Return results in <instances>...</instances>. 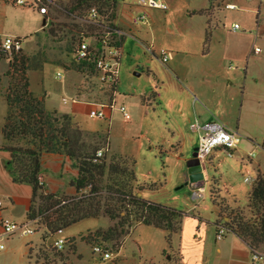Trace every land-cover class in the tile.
Here are the masks:
<instances>
[{
	"label": "rangeland",
	"instance_id": "rangeland-1",
	"mask_svg": "<svg viewBox=\"0 0 264 264\" xmlns=\"http://www.w3.org/2000/svg\"><path fill=\"white\" fill-rule=\"evenodd\" d=\"M125 1L126 4L117 5L113 13L116 21L123 18L132 25L131 32L127 31L123 40L115 107L124 106L128 117L125 118L115 109L110 120H96L86 113L76 114L74 120L83 131L107 133L110 145L107 154L128 156L135 160L138 183L155 185L154 190L142 191L143 199L171 207L186 216L201 218L208 236L213 238L216 232L213 224L218 218V209L211 201L212 187L215 186L220 198L226 201L228 206L243 208L258 170L264 172V33L258 29L262 24L264 29V10L261 11L260 17L255 19V13L251 11L253 6L248 4L240 7L243 10L229 11L221 6L217 7L212 0H164L169 7L166 13H151L150 10L143 13L131 0ZM67 2L68 0H60L49 8L47 25L44 26L41 25V18L31 10L21 8L24 11L19 12L0 2V39L6 34L19 37L24 43L22 54L29 57L38 55L48 61L44 64L42 72L28 70L26 75L34 95L46 94L45 107L49 109L69 107L61 102L64 96L78 95L96 102H105L109 96V93H104L95 86L88 75L79 71L78 64L71 57L76 33L82 28V22L77 17L73 18L65 13L63 7ZM203 6L209 7L211 12H192ZM140 12L147 16L148 25L132 23L131 15ZM207 17L210 18V27L205 23ZM235 22L241 25L238 32L231 30ZM48 31H52L50 35ZM198 38L211 40V66L216 74L213 83L217 84L213 86H216L218 104L225 105V102L233 100L231 105L238 107L242 104V108L238 115L233 107L232 113L236 112V115L230 117L229 123L216 119L230 130L237 131L239 144L232 151V157L222 149L214 150L204 162L205 179L202 184V181L197 183V186L188 180L187 162L193 153L188 138L195 135L199 139L198 133L191 132L188 137L187 132L185 136H179L178 127L173 125V121L167 120L172 118L171 113H178L179 109H164L152 101L151 105H145L142 100L150 99L155 88L160 86L156 83L154 74L164 72L165 67L170 64H162L151 51L158 53L162 48L170 51L174 57L175 49H168L170 44L178 45L181 41H187V48L195 50ZM225 46L229 58L226 61L221 59ZM255 46L261 49V53L253 54ZM0 59L1 103L4 102L2 93L4 94L9 80L4 74L11 58L1 52ZM192 66L196 70L199 69L195 63ZM58 72H62L64 77L56 78ZM204 87L207 85L204 84ZM186 88L190 86L186 85ZM217 88L220 91H217ZM191 98L192 104L197 103L204 107L193 94ZM185 102L186 99L183 98L179 107H184ZM4 107L6 115L5 102ZM164 111L168 113L167 116ZM183 132L185 131L182 127ZM245 178H250L251 182L246 183ZM197 192L198 195L194 197ZM111 224L107 218L86 219L53 235L46 242H42L40 233L1 237L4 250L0 252V264L166 262L162 256V251L167 250L165 233L142 225L131 228L129 235L116 244L98 242L104 244L112 255L111 260L101 262L98 256L92 255V245L82 242L81 237L105 229ZM225 237L230 235L226 233ZM59 239H75L76 256L80 257L68 258L66 247L60 257L45 252L47 258L44 259L40 251H46ZM257 251L264 255V245Z\"/></svg>",
	"mask_w": 264,
	"mask_h": 264
},
{
	"label": "trees",
	"instance_id": "trees-1",
	"mask_svg": "<svg viewBox=\"0 0 264 264\" xmlns=\"http://www.w3.org/2000/svg\"><path fill=\"white\" fill-rule=\"evenodd\" d=\"M117 5L118 0H68L63 10L67 15L81 20L82 28L76 33L78 36L91 30L86 24L90 8L96 7L100 13L115 19L113 13ZM47 20L48 15L45 16ZM204 44H208V38ZM0 51L11 58L4 74L9 80L2 93L6 115L1 127L0 151L10 156L5 169L12 182L31 187V203L25 213V221L31 223L35 234L40 233L42 242H46L53 235L83 220L107 218L111 226L88 233L81 237V241L90 246L98 242L116 244L129 235L131 228L142 225L165 233L167 250L162 251L166 261L164 264H181L175 240L180 235L186 214L139 196L143 190H154L155 185L138 183L136 162L132 157L107 154V133L83 131L70 114L48 110L45 107V93L34 95L26 73L28 70L42 72L47 59L38 55L26 56L22 54L23 50L11 54ZM99 151H102L101 157L97 156ZM43 154L61 155L71 162V167L77 172L68 184L73 194L48 193L45 183L39 184L40 179L44 181L41 168ZM210 193L212 204L218 209V218L213 224L215 230L219 226L225 227L227 234L242 240L250 252L262 247L264 174L257 172L243 208L228 206L215 186ZM66 241L69 258L76 255L77 243L75 239ZM45 252L57 257L61 255L51 245L46 251H40L44 259L47 258ZM166 257L169 259L166 260Z\"/></svg>",
	"mask_w": 264,
	"mask_h": 264
},
{
	"label": "crops",
	"instance_id": "crops-1",
	"mask_svg": "<svg viewBox=\"0 0 264 264\" xmlns=\"http://www.w3.org/2000/svg\"><path fill=\"white\" fill-rule=\"evenodd\" d=\"M0 2L8 6L10 5L12 9H17L19 12L24 11V9L16 7L6 0H0ZM236 2L240 7H242V5L244 7L247 6V4L239 0H236ZM202 10L211 12L209 7L205 6L193 10L192 12ZM156 12L160 11H152L151 13ZM133 13L134 12H132V14ZM37 17L39 16L37 15ZM41 21H43L42 18ZM205 23L210 27L211 22L209 17L206 18ZM41 25L43 24L41 23ZM116 25L124 35L127 31L131 32L132 30L131 22L123 18L117 20ZM262 26H259L258 29L261 30V33H264ZM205 39H196L197 48L195 50H189L187 48V41H181L178 45L170 44V46H168L170 48L168 49H175V56L170 61V64L165 67L164 72L159 71L154 74L156 83L160 86L155 88V92L150 99L143 98L142 100V103L145 105H151L152 101L155 102L156 105L158 104V106L164 107V109H179L178 113H171L172 118H167L168 121H173V125L178 127L177 133L179 136H185L187 132L188 137L191 132H196L200 136L202 134L200 132L204 133L205 127L208 124L219 123L216 119L225 121L224 123H229L230 117L236 115V112L232 113L233 107L234 111L238 112V115L242 108V104L238 107L233 106V104L231 105L233 100H230L228 103L225 102V105L218 104L219 101L216 99V95H218L216 94V86H213L217 84L213 83V80H216V74L213 73V67L211 66V40H208V44L204 46ZM151 53L155 57L158 56L155 51H151ZM221 59L225 61L229 59L226 55V46L223 49ZM194 63L199 67L198 70L192 66ZM204 84H206L207 87H204ZM186 85L190 86V88L187 89ZM217 91H220L219 88H217ZM191 94H193V97L201 102L204 107L197 105V103L192 104ZM183 98L186 99L184 107H179ZM0 106L1 144V127L5 115L4 102H1ZM47 109L55 110L61 114H70L73 117L78 113L87 114L88 111V107L85 105H74L65 109ZM164 113L166 112L164 111ZM167 115L168 113H166V116ZM238 122L239 119L237 120V123ZM196 124L200 126L198 131L194 130ZM182 127L185 131L183 133ZM189 127L190 131H188ZM197 139L195 135L188 138L191 150L197 148ZM9 159L10 156L7 152L0 151V220L8 218L15 222L22 223L25 222V213L30 207L32 190L28 185L14 184L12 182L10 175L5 169V165ZM41 168L44 178L43 182L45 183V188L48 193H74L73 189L68 187V184L71 178L76 176L77 172L71 167V162L67 158L57 154H43L41 157ZM258 172L261 174L264 173L260 170H258ZM198 185L199 184H197V186ZM141 194L142 192L140 196ZM135 245L139 250L137 243H135ZM175 248L181 256V264H252L250 261V249L242 240L230 235V237H225L220 241H216L215 235L213 238L208 236L205 223L202 222V219L194 216H186V218L182 220L180 235L178 239L175 240ZM71 257L79 258L80 256L72 255L70 258ZM168 259L169 257H166V260Z\"/></svg>",
	"mask_w": 264,
	"mask_h": 264
},
{
	"label": "built area",
	"instance_id": "built-area-1",
	"mask_svg": "<svg viewBox=\"0 0 264 264\" xmlns=\"http://www.w3.org/2000/svg\"><path fill=\"white\" fill-rule=\"evenodd\" d=\"M14 6L31 10L33 13L45 19L48 15L49 6L55 5L60 0H6ZM119 4H125V0H118ZM218 7L229 11L243 10L240 8L236 0H212ZM245 4L252 5L251 10L255 13V19L260 17V13L264 10V0H239ZM135 6L144 13L147 10L167 12L169 7L164 0H131ZM141 13V12H140ZM132 15L131 20L134 24L148 25L147 16L145 14ZM86 24L91 29L80 33L75 39V46L71 52V57L79 66V71L88 75L90 81L99 87L104 93H109L108 100L105 102H96L83 99L78 95L64 96L61 102L65 106L85 105L88 107L87 115L96 120H110L113 110L118 109L126 118L128 114L124 106L115 107L117 96V83L119 77V67L123 56L124 33L117 27L116 20L110 19L107 15L102 14L96 7L89 9ZM233 32L241 30L239 23H233L231 26ZM24 43L19 37L4 35L0 39V49L7 53H19L23 50ZM151 49L150 47L148 48ZM261 53L259 47L253 48V54ZM157 58L162 64H166L173 59V54L165 49H160ZM64 77L62 72L56 74V78ZM200 126L196 124L194 130L198 131ZM237 131H232L220 123L208 124L205 132L199 136L196 159L198 160L203 176L204 162L214 150L222 149L229 157H232V151L239 144ZM98 157L102 156V151L97 153ZM253 157V155H252ZM250 158V156L248 157ZM205 177L203 178V180ZM203 180L201 184L203 183ZM246 183L251 182L250 178H245ZM39 184H43L40 179ZM203 190V189H201ZM198 192L195 193V196ZM1 205V202H0ZM60 233V232H59ZM227 231L223 226L217 228L215 238L220 241L224 238ZM35 234L34 229L29 222L18 223L8 218L0 220V251L4 249L1 237H13L15 235H32ZM55 251L63 252L67 247V241L59 239L52 245ZM92 255L98 256L101 262L111 260V252L108 251L104 244L96 243L91 247ZM250 261L252 264H263L264 255L258 251L250 253Z\"/></svg>",
	"mask_w": 264,
	"mask_h": 264
},
{
	"label": "water",
	"instance_id": "water-1",
	"mask_svg": "<svg viewBox=\"0 0 264 264\" xmlns=\"http://www.w3.org/2000/svg\"><path fill=\"white\" fill-rule=\"evenodd\" d=\"M46 21L43 19L42 24L45 25ZM196 148L191 154V159L187 162V175L188 180L191 183H199L203 180L204 176L200 167L198 160L196 159ZM140 196V193H139Z\"/></svg>",
	"mask_w": 264,
	"mask_h": 264
}]
</instances>
